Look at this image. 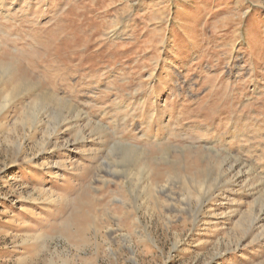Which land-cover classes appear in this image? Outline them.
I'll use <instances>...</instances> for the list:
<instances>
[{"label": "rangeland", "instance_id": "374dc122", "mask_svg": "<svg viewBox=\"0 0 264 264\" xmlns=\"http://www.w3.org/2000/svg\"><path fill=\"white\" fill-rule=\"evenodd\" d=\"M0 264H264V0H0Z\"/></svg>", "mask_w": 264, "mask_h": 264}]
</instances>
